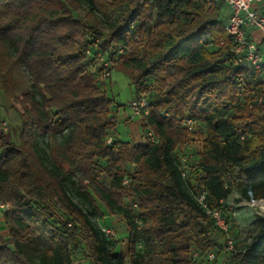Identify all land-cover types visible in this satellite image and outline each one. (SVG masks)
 <instances>
[{
    "label": "trees",
    "instance_id": "trees-1",
    "mask_svg": "<svg viewBox=\"0 0 264 264\" xmlns=\"http://www.w3.org/2000/svg\"><path fill=\"white\" fill-rule=\"evenodd\" d=\"M225 7L0 0V90L20 118L17 139L0 130V203L9 205L0 264H75L81 250L88 264H198L195 252L222 249L195 187L222 208L230 231L233 191L237 204L264 199L261 77L234 62ZM88 50L110 53L136 97H147L140 128L157 142L117 136L113 99ZM185 155L192 157L183 177ZM101 205L126 223L128 256L95 220L106 215ZM244 232L227 264H264V216Z\"/></svg>",
    "mask_w": 264,
    "mask_h": 264
},
{
    "label": "built area",
    "instance_id": "built-area-1",
    "mask_svg": "<svg viewBox=\"0 0 264 264\" xmlns=\"http://www.w3.org/2000/svg\"><path fill=\"white\" fill-rule=\"evenodd\" d=\"M230 10V14L227 20V32L232 37L233 50L235 54V63H240L248 66L250 69L258 73L261 77V90L256 95V100L259 104L264 103V46L261 47L256 42L250 40L247 35V27L255 26L264 32V15L258 13L252 9V3L262 0H224ZM123 48L121 47L117 53H121ZM87 53L97 59L98 64L102 70L99 74L101 80H105L111 77L112 60L109 58L110 53L103 52L101 50H88ZM131 114L128 116V120H134L142 118L143 115L149 111V103L145 95L136 97L129 104ZM184 124L189 129H193V122L191 119H186ZM145 142H157L158 136L151 130H148L144 136ZM112 141V136L108 138V142ZM3 155V151L0 156ZM191 155H185L181 158L182 165L180 171L183 177L187 175V164L191 159ZM123 184L129 185V179H125ZM193 195L201 206V208L212 218L216 227L226 234V253L232 252L235 246V239L230 233V225L227 222L224 212L220 207H213L210 205L208 193L203 187L199 185L195 187ZM252 206L264 214V205H257L255 201L251 202ZM136 207L137 204H134ZM9 209V205L0 203L1 212ZM101 230L108 238H116V229L104 224H100ZM198 252L194 253V258L198 257ZM208 260L214 261L216 255L214 252L206 253ZM228 259V258H227Z\"/></svg>",
    "mask_w": 264,
    "mask_h": 264
},
{
    "label": "rangeland",
    "instance_id": "rangeland-1",
    "mask_svg": "<svg viewBox=\"0 0 264 264\" xmlns=\"http://www.w3.org/2000/svg\"><path fill=\"white\" fill-rule=\"evenodd\" d=\"M84 10L81 11L80 15H83ZM105 88L107 90L108 96L113 99V105L115 109L116 115V134L120 139L124 141H133V142H144L145 132L141 131L140 123L141 120L134 121H125V116L131 114V109L129 104L133 99L136 98V90L134 84L131 82L128 75L120 70L116 69V66L111 71V77L104 80ZM0 130H3L7 133L10 140L17 139L18 128L20 126V118L18 113L12 109L11 104L8 103L7 106H0ZM130 123V124H129ZM131 134L129 135V133ZM194 149L199 151L201 150V142L196 140L194 142ZM194 150V151H195ZM99 178L101 181L106 182L107 178L104 176L102 172L99 173ZM237 196V192L233 191L230 197L228 198L227 205L230 209H227V214L232 218V224L234 231H230L235 239V243L243 240L247 235L244 232L245 228H247L252 220L254 211L252 206L249 204H237L235 202V198ZM101 210L105 212L106 215L101 217H94L96 221L99 223L105 224L109 223L110 227L116 229L117 234V250L125 252L128 256V241H127V230H120L121 226L126 227V223L124 222L122 216L120 215H110L107 213V210L103 205H101ZM237 212L234 215V212ZM1 212V210H0ZM2 214V226L0 227V234L5 238L8 237V228L6 225L4 213ZM236 233L238 234L236 236ZM213 237L216 241L221 244V248H210L209 250L203 251L198 254V264H227V253L226 249V234L222 231L216 230L213 234ZM237 238V239H236ZM141 245H139L140 247ZM207 251L214 252L216 255V259L212 262L208 260L206 253ZM75 264H88V260L86 258V253L84 251H78L75 253Z\"/></svg>",
    "mask_w": 264,
    "mask_h": 264
},
{
    "label": "crops",
    "instance_id": "crops-1",
    "mask_svg": "<svg viewBox=\"0 0 264 264\" xmlns=\"http://www.w3.org/2000/svg\"><path fill=\"white\" fill-rule=\"evenodd\" d=\"M226 14H230V10L228 8V6L226 5ZM252 9L257 11L258 13L264 15V0L262 1H255L252 3ZM247 35H248V38L254 42H256L257 44H259L261 47L264 46V32L255 27V26H248L247 27ZM8 103H10V101L7 99V97L5 96L4 92L2 90H0V106L1 105H4V106H7ZM11 104V103H10ZM1 117V116H0ZM137 120H140L139 118L137 119H134V120H131V121H134L136 122ZM125 121H128V119L126 118L125 116V119H124V125L126 124ZM130 121V120H129ZM130 124V123H129ZM129 133V132H128ZM131 134V132L129 133V135ZM120 138V137H119ZM129 141V140H128ZM2 152V143L0 141V153ZM255 203L257 205H261L263 204L264 205V199H260V200H256ZM244 204H249L250 206H252V203H244ZM253 211H254V214L253 215V220L254 221L258 216H264V214H262L260 211L256 210L253 206ZM236 211L234 212V215H236ZM2 213L0 212V227L2 226V223H3V216L1 215ZM122 229L123 233H124V230H127V226H121L120 227V230Z\"/></svg>",
    "mask_w": 264,
    "mask_h": 264
}]
</instances>
